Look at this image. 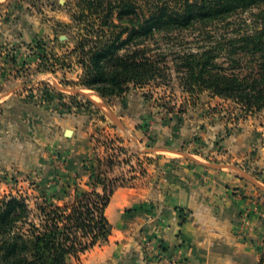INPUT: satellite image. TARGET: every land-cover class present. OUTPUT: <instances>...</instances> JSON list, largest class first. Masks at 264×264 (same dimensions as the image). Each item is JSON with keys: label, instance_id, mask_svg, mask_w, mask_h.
<instances>
[{"label": "rangeland", "instance_id": "1", "mask_svg": "<svg viewBox=\"0 0 264 264\" xmlns=\"http://www.w3.org/2000/svg\"><path fill=\"white\" fill-rule=\"evenodd\" d=\"M7 2L20 5L19 9L23 14L30 15L32 20L34 17L46 20L52 28L50 33L53 42L36 37L33 43H23L25 47L29 48L33 44L32 47H36L40 53L44 49L54 71L80 67L76 54L71 53L80 31L71 19L76 0H0V6ZM51 10L61 11L66 19L55 17ZM21 11L14 16L15 20L19 17L20 23L22 19H27ZM250 23V14L242 13L235 22L212 26L210 37L199 31L185 32L163 47L168 59H171L177 52L226 43L229 37L249 28ZM11 50L14 48L11 47ZM58 51L61 54H57ZM12 53L7 49L4 61L11 62ZM80 76L71 82L60 79L58 82L42 83L34 89L27 88L23 93L25 99L32 103L29 107L33 111L39 103L49 116L70 112L88 114V151L81 154L79 161L65 148L47 147L41 148L39 152L38 147L30 142L32 145L28 153L24 152L22 158L14 162V148L7 136L4 137L0 132V198L9 194L20 195L26 197L31 206L36 201H42L45 196L52 195L59 198V204L71 202L75 188L89 189L95 182L90 173L92 169L97 170L98 161L102 162V177L117 179V184L120 183L118 187L141 183L146 178L148 165L155 164L160 158L174 162L175 165L177 162H188L205 171L221 169L236 179L237 183H242L239 192L249 191L233 204L234 234L245 237L252 229V215L257 216L260 233L263 235L258 243L263 258L260 264H264V190L232 168L240 169L264 186V111L245 113L230 100L195 95L196 100L203 99L201 107L204 110L200 114H192L191 117L197 118L189 120L188 108L194 107V99L182 91L173 70L168 82L155 81L135 88L138 89L137 96L128 90L121 96L107 98V101L92 90L82 87L79 84ZM1 77L7 79L6 82L9 80L3 73ZM71 89H79L88 95L71 92ZM9 93L11 91L0 86V101ZM93 100L104 102L106 106ZM6 109L5 104L0 102V116L4 112L8 113ZM163 126L169 128V132L162 131ZM134 128L138 133L136 138L133 136ZM134 139H137L136 144ZM142 208L131 207L125 209L123 214L131 219ZM145 209L146 212L150 211ZM121 226V222L114 224L107 242L115 239L119 229L123 230ZM104 243H99L97 247ZM80 257L84 260L86 254ZM78 260L73 264H82V260Z\"/></svg>", "mask_w": 264, "mask_h": 264}, {"label": "trees", "instance_id": "2", "mask_svg": "<svg viewBox=\"0 0 264 264\" xmlns=\"http://www.w3.org/2000/svg\"><path fill=\"white\" fill-rule=\"evenodd\" d=\"M74 7L71 19L80 31L71 53L82 69L79 84L102 99L130 86L168 82L173 70L192 97L230 100L245 113L264 111V0H76ZM246 12L250 27L226 43L168 59L163 45L176 36L199 31L210 37L212 26ZM41 51L37 71L54 72ZM101 165L90 173L91 187L75 188L71 202L59 204L52 195L31 206L20 195L1 197L0 264H72L106 242L112 227L105 209L120 183L104 179Z\"/></svg>", "mask_w": 264, "mask_h": 264}, {"label": "crops", "instance_id": "3", "mask_svg": "<svg viewBox=\"0 0 264 264\" xmlns=\"http://www.w3.org/2000/svg\"><path fill=\"white\" fill-rule=\"evenodd\" d=\"M8 2L0 6V65L5 66L0 68V86L11 93L0 101L8 111L0 116V132L14 148L12 160L19 161L17 159L22 158L24 152L28 153L30 145L34 144L39 152L47 147L65 148L80 161L81 154L87 152L90 145L88 114L70 112L49 116L39 103L33 111L23 91L60 79L76 81L82 70L76 66L54 72L37 71L40 51L32 47L33 44L27 48L23 43H33L36 37L53 42L52 28L46 20L39 17L32 20L30 15L23 14L20 5ZM20 11L27 18L22 19V23L19 17L14 19ZM51 11L55 17L66 19L61 11ZM12 21L15 23L11 24ZM7 49L13 52L11 62L4 61ZM2 73L9 79L7 82L1 77ZM137 90L130 89L133 96H137ZM193 99L194 107L188 108L189 120L197 118L191 117L192 114L204 110L203 99ZM161 129L169 132L167 127ZM137 135L134 128L133 136ZM136 141L134 139L135 144ZM146 171L141 183L114 189L105 215L112 228L121 222L123 230H118L113 241L110 239L101 247L96 244L83 253L86 257L84 260L80 257L82 264H260L258 243L263 235L257 216L252 215V229L245 237L234 234L233 204L249 192H239L241 182L237 183L221 169L205 171L188 162L175 165L164 158L148 165ZM136 206L150 211L142 208L131 219L123 214L125 209ZM181 213L184 221H181ZM148 245L156 251L151 253ZM75 261L73 259L72 264Z\"/></svg>", "mask_w": 264, "mask_h": 264}, {"label": "water", "instance_id": "4", "mask_svg": "<svg viewBox=\"0 0 264 264\" xmlns=\"http://www.w3.org/2000/svg\"><path fill=\"white\" fill-rule=\"evenodd\" d=\"M62 37V36H61ZM67 90V89H66ZM69 91V89H68ZM71 92H74V93H83L84 95H88L87 93L79 90V89H71L70 90ZM95 103L97 104H100L102 106H106L104 102H101V101H97V100H93ZM236 171H238L244 178L248 179L249 181H251L252 183H254L257 187H260L261 189L264 190V186L262 184H260V182H258L256 179L252 178L250 175H248L247 173H244L243 171H241L240 169L236 168V167H233Z\"/></svg>", "mask_w": 264, "mask_h": 264}, {"label": "built area", "instance_id": "5", "mask_svg": "<svg viewBox=\"0 0 264 264\" xmlns=\"http://www.w3.org/2000/svg\"><path fill=\"white\" fill-rule=\"evenodd\" d=\"M148 250L151 252V253H154L156 250L155 248L152 246V245H148Z\"/></svg>", "mask_w": 264, "mask_h": 264}]
</instances>
